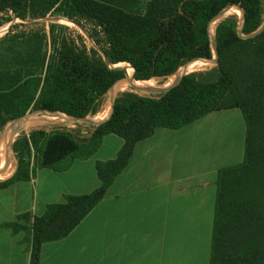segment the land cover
<instances>
[{
	"label": "trees",
	"instance_id": "trees-1",
	"mask_svg": "<svg viewBox=\"0 0 264 264\" xmlns=\"http://www.w3.org/2000/svg\"><path fill=\"white\" fill-rule=\"evenodd\" d=\"M237 7L244 18L220 20L213 35L219 15ZM53 14L92 25L100 51L82 38L57 35L64 28L52 25L49 53L45 30L19 32L12 24ZM6 24L12 25L0 40V133L31 112L84 121L127 77L165 81L192 62L214 59V44L218 55L212 67L187 74L158 95L123 92L89 136L34 130L14 143L17 171L0 181V190L31 180L27 158L33 149L39 167L50 168L66 158L92 157L107 135L124 140L115 160L97 163L99 188L48 205L32 222L28 214L19 216L31 223L30 264H40L43 244L67 237L105 197L139 142L158 128L180 129L229 109L241 110L247 125L245 160L220 173L210 264H264V30L249 38L264 25V0H150L143 15L95 0H0V28Z\"/></svg>",
	"mask_w": 264,
	"mask_h": 264
},
{
	"label": "crops",
	"instance_id": "crops-1",
	"mask_svg": "<svg viewBox=\"0 0 264 264\" xmlns=\"http://www.w3.org/2000/svg\"><path fill=\"white\" fill-rule=\"evenodd\" d=\"M95 1L143 15L150 0ZM235 110L176 130L158 128L139 142L81 223L67 237L43 244L40 264H210L220 173L245 160V119L238 127L227 120ZM123 146L122 138L107 135L92 157L66 158L50 168L31 164L30 181L0 190V264L31 263V223L19 216L28 214L32 222L48 205L92 193L101 186L97 163L115 160ZM17 167L16 161L7 179ZM11 223L24 229L5 226Z\"/></svg>",
	"mask_w": 264,
	"mask_h": 264
},
{
	"label": "rangeland",
	"instance_id": "rangeland-1",
	"mask_svg": "<svg viewBox=\"0 0 264 264\" xmlns=\"http://www.w3.org/2000/svg\"><path fill=\"white\" fill-rule=\"evenodd\" d=\"M233 15H238L239 17H242V13L238 8H231L230 10L225 12L224 16L220 20H224ZM219 21L215 22L212 25L211 29H212L213 35H214L215 26ZM12 24H17L18 26L17 31L19 32L45 30L48 36L47 51L49 53L51 52L49 32H50V27L52 25H56L58 27L64 28V30L57 28L55 30V33L57 35L58 33L63 32L67 34V36L70 38L79 39V40L82 38L84 43L89 49H96L100 51V49L97 47V45L95 44L94 40L91 38V35H90V33L93 32L92 25L86 22L76 23L75 21H72L64 16L53 14L45 18L28 19L25 21L16 19ZM12 24H6L2 28H0V40L3 39L9 33V30ZM213 65H214L213 62L211 61H201V63L196 64L195 67L192 66L193 68L189 69L188 72L191 73L194 71H203V70H206L212 67ZM183 74H184V70L182 68L175 76L169 78L168 80L161 81V80L154 79L151 81H147L148 83L147 86H140V87L164 89L170 86L172 83H174ZM122 83L123 85L124 83L125 84L127 83V84L126 86L120 87L119 89L115 87L116 89L114 88L107 95L104 101V106H105L104 111L96 116H89L86 119L87 120L86 122H82V123L80 122L77 124V123H73L72 121H70V119H68L65 115H62V114L31 112L24 119L9 124L0 133V142H1L0 143V150H1L0 151V181H4L8 178L9 174L12 173L13 171L16 161L18 165V159L13 150V146L15 142L21 140L24 137L30 138V134L34 130H46L47 132H51L55 129L60 128V129H65V130H74L76 132H80L82 136H88L94 128L93 123L103 120L104 117L107 116L108 110L111 111V104L114 99H116L123 92L135 91L134 88L127 81L125 80L121 81L119 84H122ZM141 94H148V95L155 96V95H158L159 92H147V93H141ZM235 112H237L236 117H232L227 120H235V127H238V120L244 121V117H241L242 113L239 109H236ZM41 144L42 142H39V146ZM38 158L39 157L35 149H33L31 155L27 158V160L29 161L30 165L31 164L35 165L37 164ZM4 159L6 160L5 162H4ZM1 167H4V171H3L4 173H2Z\"/></svg>",
	"mask_w": 264,
	"mask_h": 264
},
{
	"label": "water",
	"instance_id": "water-1",
	"mask_svg": "<svg viewBox=\"0 0 264 264\" xmlns=\"http://www.w3.org/2000/svg\"><path fill=\"white\" fill-rule=\"evenodd\" d=\"M237 8H238V7H237ZM230 9H231V8H228V9H226L225 11H223V12L219 15L217 21H219V20L224 16L225 12H227V11L230 10ZM238 9L241 11L240 8H238ZM241 13H242V17L244 18V13H243L242 11H241ZM217 21H216V22H217ZM211 28H212V26H211ZM263 30H264V25H263V26H262L257 32H255V33H253L252 35H250L249 38H253V37L259 35ZM213 46H214L215 58L212 59L211 62H213V64H216V63H217L218 55H217L216 45L214 44ZM192 63H194V62H192ZM192 63H190V64H188L187 66L183 67L184 74H183L179 79H177L174 83H172L170 86H168V87H166V88H164V89H154V88H146V87L136 86V85L133 83V82L135 81L134 76H133L132 78L127 77V78L125 79V81H127V82H128L133 88H134V90H135L136 92H138V93H147V92H159V93H162V92H165V91L170 90V89H172L173 87L177 86V85L179 84V82L181 81V79H182L184 76H186L187 74H189V72H188V70H189V66H190ZM137 82H138V81H137ZM113 103H114V101L112 102V107H113Z\"/></svg>",
	"mask_w": 264,
	"mask_h": 264
},
{
	"label": "bare ground",
	"instance_id": "bare-ground-1",
	"mask_svg": "<svg viewBox=\"0 0 264 264\" xmlns=\"http://www.w3.org/2000/svg\"><path fill=\"white\" fill-rule=\"evenodd\" d=\"M211 32H212V29H211ZM198 63H201V61H196V62H194V63H192L190 66H189V69H192L193 67H195L196 66V64H198ZM193 66V67H192ZM200 66V65H199ZM136 86H147L148 85V83L147 82H137V81H134L133 82ZM127 84V83H126ZM126 84L124 83V85H123V83L122 84H118L117 86H116V88H120V87H124V86H126ZM115 88V89H116ZM110 114V110H108V112H107V116ZM22 127V126H21ZM8 139V138H7ZM1 143V142H0ZM8 145V144H7ZM4 146V145H3ZM1 151V150H0ZM5 153V152H4ZM4 164V163H3ZM4 166V165H3ZM2 168V167H1Z\"/></svg>",
	"mask_w": 264,
	"mask_h": 264
}]
</instances>
